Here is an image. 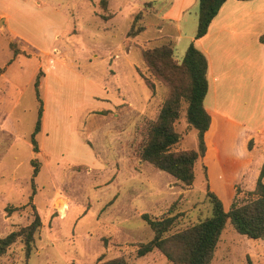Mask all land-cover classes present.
Segmentation results:
<instances>
[{
    "label": "rangeland",
    "instance_id": "obj_1",
    "mask_svg": "<svg viewBox=\"0 0 264 264\" xmlns=\"http://www.w3.org/2000/svg\"><path fill=\"white\" fill-rule=\"evenodd\" d=\"M179 2L0 0L6 20L4 29L0 23V238L35 214L41 220L30 258L17 241L0 264H97L117 257L173 264L158 249L137 257L138 245L154 236L144 213L174 216L173 229H184L212 215L210 190L228 209L255 196L262 172L264 183L261 54L249 74L234 75L240 89L228 92L236 108L216 113L206 99L212 124L193 185L140 157L169 92L144 50L172 42L182 60L196 39L198 0H189L180 18ZM132 25L144 30L131 34ZM186 127L180 119L179 147L197 148L196 133ZM211 264H264V238H248L227 222Z\"/></svg>",
    "mask_w": 264,
    "mask_h": 264
},
{
    "label": "trees",
    "instance_id": "obj_2",
    "mask_svg": "<svg viewBox=\"0 0 264 264\" xmlns=\"http://www.w3.org/2000/svg\"><path fill=\"white\" fill-rule=\"evenodd\" d=\"M226 1L198 0L196 38L207 34L212 21ZM142 28L135 30L132 25L131 34L142 32L144 30ZM259 40L264 45V33ZM144 59L154 76H158L169 87V92L163 99L157 119L150 125L147 141L139 153L140 157L183 184L191 186L195 180L196 164L204 157L208 147L205 139L212 121L204 104L209 91L207 58L194 43H191L182 60H179L175 54L174 44L167 42L144 50ZM38 86L39 78L35 82V88L41 116L43 108ZM182 118L189 133H196L197 148L179 147L183 137L176 126ZM40 129L39 119L32 139L35 150H37L35 134ZM36 173L35 167L34 174ZM262 174L263 172L261 176ZM261 176L253 192L255 196L241 204L232 202L228 209L224 207L221 198L210 190L212 215L184 229H173L174 216L151 218L144 213L142 217L153 230L154 236L151 240L138 245L137 257L146 256L158 249L173 264H211L227 222H230L238 233L248 238H264V183ZM40 226V217L35 214V219L29 225L0 238V258L13 244L22 241L24 255L29 259L34 248L35 234ZM97 264L131 263L125 257H117L105 261L100 259Z\"/></svg>",
    "mask_w": 264,
    "mask_h": 264
},
{
    "label": "crops",
    "instance_id": "obj_3",
    "mask_svg": "<svg viewBox=\"0 0 264 264\" xmlns=\"http://www.w3.org/2000/svg\"><path fill=\"white\" fill-rule=\"evenodd\" d=\"M179 1V11L176 16L178 18L181 17L189 0ZM263 2L264 0H227L212 21L207 34L194 39L193 43L205 54L208 61L209 91L206 99L215 105L216 113H220V108L223 106L236 108V102L228 92L240 89L237 88V78L234 75L244 71L245 74H249L251 66L255 65V59L264 56V45L259 40L264 33ZM0 19L4 29L6 20L2 15ZM11 35L29 44L15 33L12 32ZM205 107L209 112L206 104ZM255 129L260 132L262 128Z\"/></svg>",
    "mask_w": 264,
    "mask_h": 264
},
{
    "label": "water",
    "instance_id": "obj_4",
    "mask_svg": "<svg viewBox=\"0 0 264 264\" xmlns=\"http://www.w3.org/2000/svg\"><path fill=\"white\" fill-rule=\"evenodd\" d=\"M0 23L2 24V21H0Z\"/></svg>",
    "mask_w": 264,
    "mask_h": 264
}]
</instances>
